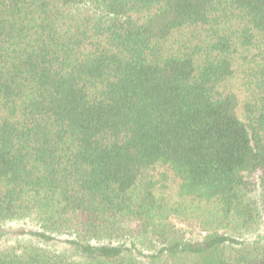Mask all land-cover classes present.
Instances as JSON below:
<instances>
[{
    "label": "trees",
    "instance_id": "trees-1",
    "mask_svg": "<svg viewBox=\"0 0 264 264\" xmlns=\"http://www.w3.org/2000/svg\"><path fill=\"white\" fill-rule=\"evenodd\" d=\"M157 168L213 208L200 239ZM252 188L264 212V0H0V264H264Z\"/></svg>",
    "mask_w": 264,
    "mask_h": 264
},
{
    "label": "rangeland",
    "instance_id": "rangeland-1",
    "mask_svg": "<svg viewBox=\"0 0 264 264\" xmlns=\"http://www.w3.org/2000/svg\"><path fill=\"white\" fill-rule=\"evenodd\" d=\"M247 54V53H246ZM251 56V51L249 52ZM249 56V57H250ZM237 69V68H236ZM241 74L239 71L235 72L232 80L231 86L235 90L238 99V113L241 115V102L244 98L245 90L240 84ZM156 181V198L159 204H166L168 210H170L169 220L173 226L177 229L185 232L184 238L190 239L191 241H196L206 234L204 228H213V221L215 218L213 216V208L211 205H205L203 203L187 202L184 203L177 198L176 189L177 181L173 176L162 168H157L155 171H150ZM248 206L251 210H256L257 215L255 217V225L250 227H244V224H240L241 229L239 231V240L244 242H252L257 239L258 235L264 233V212L262 209V204L258 194V189L252 188L247 194ZM215 209V208H214ZM216 210V209H215ZM263 214V215H261ZM211 223V225H210ZM33 222L30 219L17 220L12 222H6L3 224L5 229L19 228V227H30L33 226ZM216 226V224H214ZM230 229V228H228ZM222 230V229H221ZM220 230V231H221ZM235 232V231H234ZM236 233V232H235ZM65 237H63L64 239ZM50 248L61 251L65 246L63 242L56 241L47 244Z\"/></svg>",
    "mask_w": 264,
    "mask_h": 264
}]
</instances>
